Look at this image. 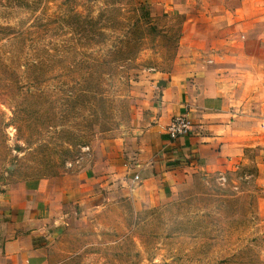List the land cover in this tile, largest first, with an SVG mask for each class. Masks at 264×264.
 <instances>
[{"label": "rangeland", "instance_id": "1", "mask_svg": "<svg viewBox=\"0 0 264 264\" xmlns=\"http://www.w3.org/2000/svg\"><path fill=\"white\" fill-rule=\"evenodd\" d=\"M210 1L212 14H177L136 0H0V201L69 205L46 264H264V122L249 124L238 160H163L171 178L150 187L135 177L158 82L195 64L191 40L236 38L237 24L264 39V0Z\"/></svg>", "mask_w": 264, "mask_h": 264}, {"label": "crops", "instance_id": "2", "mask_svg": "<svg viewBox=\"0 0 264 264\" xmlns=\"http://www.w3.org/2000/svg\"><path fill=\"white\" fill-rule=\"evenodd\" d=\"M150 10L173 11L188 14L202 10L212 14L215 7L210 0H136ZM223 8V6H222ZM225 10V8H224ZM203 13V12H199ZM195 29V23L188 21ZM222 28L225 29V26ZM210 28L219 27L210 22ZM238 37L227 32L226 37L193 39L197 42V54L187 58L195 61L188 71H177L162 82L154 116L146 131L148 141L143 145L140 172L135 177L148 183L170 180L163 171L182 164L176 162L199 161L207 167L218 165L220 157L238 160L241 147L250 139L254 121L264 122V39L260 29L249 37L243 35L242 24H237ZM188 26H185L184 30ZM188 38L181 40L184 46ZM204 42L205 51L200 43ZM201 52V53H200ZM185 60V59H184ZM187 61V62H188ZM186 111L198 122L204 123L208 136L198 131L188 138L170 143L165 130L171 119ZM260 129H264V123ZM197 163V162H196ZM172 165H178L171 167ZM191 165H194L192 162ZM220 168V167H219ZM123 169V168H119ZM163 169V170H162ZM136 172V171H135ZM65 201H0V264H46L47 249L54 232L57 218H63Z\"/></svg>", "mask_w": 264, "mask_h": 264}, {"label": "built area", "instance_id": "3", "mask_svg": "<svg viewBox=\"0 0 264 264\" xmlns=\"http://www.w3.org/2000/svg\"><path fill=\"white\" fill-rule=\"evenodd\" d=\"M192 133L193 123L187 112H182L174 116L165 130V134L170 143H174L182 138H188Z\"/></svg>", "mask_w": 264, "mask_h": 264}]
</instances>
